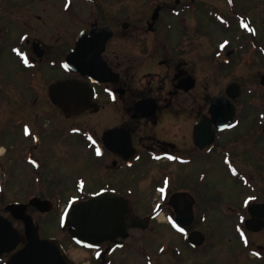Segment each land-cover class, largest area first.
Returning <instances> with one entry per match:
<instances>
[{
	"label": "flooded vegetation",
	"instance_id": "af4514ba",
	"mask_svg": "<svg viewBox=\"0 0 264 264\" xmlns=\"http://www.w3.org/2000/svg\"><path fill=\"white\" fill-rule=\"evenodd\" d=\"M253 1L254 11L264 7ZM244 4L0 0L1 51L15 61V80L1 67L0 78L18 94L0 125V192L28 168L26 191L9 202L26 204L34 223L29 207L44 224L49 212L33 199L78 203L107 191L130 205L127 235L94 249L77 245L65 221L57 233L35 223L41 237L57 238L75 261L71 250L91 251L88 264H264V73L244 74L256 52L244 43L260 39ZM57 82L60 103L50 97ZM10 105L0 96V113ZM65 145L77 173L67 191L48 175ZM6 204L0 214L22 244L23 217Z\"/></svg>",
	"mask_w": 264,
	"mask_h": 264
},
{
	"label": "rangeland",
	"instance_id": "374dc122",
	"mask_svg": "<svg viewBox=\"0 0 264 264\" xmlns=\"http://www.w3.org/2000/svg\"><path fill=\"white\" fill-rule=\"evenodd\" d=\"M248 3H250V4H248ZM251 4H255L253 0H245L244 11H248L252 18H255L257 15V20H259V23H260V26L258 27L259 28L258 33H259V37H260V39H259L260 43L258 42L256 47H252L253 45L251 44V46L249 48L247 47L246 42L244 43L245 44L244 50L246 52L250 51V50H254V51L256 50V52H254L253 56H251L249 54L247 57H245V63H244V67H243L245 76L250 75V74H256L257 72H258V74L264 73V57L262 54H258V52H260L264 49V7L261 4V6H259L257 8V10L254 11L251 8ZM14 21H15L14 19L10 18L9 21L6 23L4 22V24L9 25V27H11L14 24ZM12 29L14 30V28H12ZM211 29H212L211 33L214 37H212L210 41L207 40L205 42V45L207 47V44H208L209 45L208 48H210L213 51L214 50L213 47H214V45H216L215 43L218 41L219 33L215 32L214 27H211ZM15 32H16V30L13 32V35H15ZM218 45L222 46V45H224V42L220 43ZM1 46H2V43H0V67L2 68V70L4 71L5 74L7 73L9 79L14 81L15 78L13 77V70L15 68V61L9 56L7 51H5L7 48L5 49V47H4V51L3 50L1 51ZM252 57H254L253 63H251V65H246V62L248 60L252 59ZM247 79L248 78H246V80ZM0 82L2 84L1 90H0V96L6 98L9 102V104H11L5 111L0 113V125H1V124H3V122L5 124H9V122L7 121V119L5 120V118L10 113L9 110L13 107L12 103L14 102V99L18 97V94L15 91V88H13V86L11 85L12 82L9 84L7 83L5 85L3 83V78H0ZM256 82H260V78H259V80H256ZM10 99H13L12 102H10ZM68 148H69V146L65 145V146H62L61 148H59V150H55V149L53 150L52 155H51V161H52V164L56 168L54 167L55 170L53 169L48 173V175L50 176L49 180L52 181V183L56 184V185L61 183L60 187L64 191H67L65 189L66 186L69 190L70 187H72L74 185L75 178L77 177V173L75 171L76 166L72 165L70 162L75 155L72 156V155L68 154V153L75 152V150L74 149L67 150ZM55 152H57V153H55ZM75 158H76V156H75ZM77 159H79V158H77ZM7 164H8L7 165L8 169H14L15 167H21V164H18V163L8 162ZM80 168H81V165H80ZM19 169L20 170L18 172L14 173V176L10 178V182L7 184V187L3 188V190L0 192L1 193L0 201H2L3 204H6L7 201L9 202V200L17 199L18 196L21 194L20 192L28 187V184H27L29 182L28 174L30 172H28V168H22V169L19 168ZM188 171H189V169H187V168L180 169V172L182 173V175L186 174V175L190 176L191 173H189ZM62 174L66 175V180H65L64 184H63V178L61 177ZM182 175H180V177H182ZM2 186H4L3 183H2ZM24 191H26V190H24ZM71 193H74V191H72ZM53 204L57 208V210L55 208L54 212L51 211L47 214L45 224L43 222L39 221L38 215L36 212H34L35 210L33 208L29 207L27 210L28 213H30L34 217V220H35L37 225H38V222H39V224L41 223V225L44 224L43 227H41V232L44 230V228H48V229H52L54 232L57 233V230H59V228H60V223L58 221L59 212L62 209L67 210L69 207V204H64L63 201H58V202L56 201ZM5 214H6V217H8L9 219H12L8 213H5ZM50 225H51V228H50ZM159 227H160V229H164L163 225H161V224ZM91 254H92L91 251L85 252V251H82V250L77 249V248L71 250V256L76 259L77 264H88V262L91 261Z\"/></svg>",
	"mask_w": 264,
	"mask_h": 264
},
{
	"label": "water",
	"instance_id": "95a60500",
	"mask_svg": "<svg viewBox=\"0 0 264 264\" xmlns=\"http://www.w3.org/2000/svg\"><path fill=\"white\" fill-rule=\"evenodd\" d=\"M52 98L60 102L57 92L52 94ZM15 208L17 204L8 206L13 213ZM122 211L124 208L120 209L119 204L107 193L92 197L71 209V234L77 242L88 246L108 239L118 232V228H123ZM24 218L27 241L11 255L7 264H72L66 260L56 240L40 239L32 222L27 217ZM15 244L16 234L12 225L0 216V251H9Z\"/></svg>",
	"mask_w": 264,
	"mask_h": 264
}]
</instances>
